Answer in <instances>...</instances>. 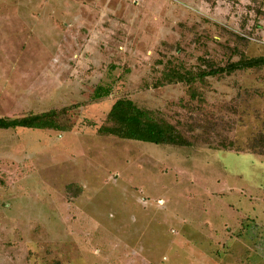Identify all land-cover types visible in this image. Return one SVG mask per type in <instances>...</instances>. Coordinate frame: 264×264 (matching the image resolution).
<instances>
[{
    "label": "rangeland",
    "instance_id": "1",
    "mask_svg": "<svg viewBox=\"0 0 264 264\" xmlns=\"http://www.w3.org/2000/svg\"><path fill=\"white\" fill-rule=\"evenodd\" d=\"M241 55H264V0H0V116L66 108L67 128L0 129V264H264V68L204 103L154 85ZM119 98L198 140L100 134Z\"/></svg>",
    "mask_w": 264,
    "mask_h": 264
},
{
    "label": "trees",
    "instance_id": "2",
    "mask_svg": "<svg viewBox=\"0 0 264 264\" xmlns=\"http://www.w3.org/2000/svg\"><path fill=\"white\" fill-rule=\"evenodd\" d=\"M238 37L239 39H243V37ZM237 52L236 47L231 48L230 57ZM200 60L201 64L196 69H186L182 64H174L169 61V64L166 65L161 75L156 78L154 85L156 87H162L174 83L184 84L191 100L204 103L205 90L211 86L209 82L210 77H221L223 75H230L236 71L264 68V55H241L239 59L235 61L229 60L224 65L217 64L212 58L202 57ZM110 93V87L98 86L94 90L93 97L100 99L110 95ZM65 111L66 108L60 110L51 109L46 112L32 113L16 118L0 116V129L22 127L28 129L65 131L67 129L66 125H63L59 120L61 113L64 114ZM208 126L209 124L205 121L204 124L199 125V128L206 131ZM98 132L120 139L173 146L193 147L198 140L196 137L186 135L184 130L160 116L156 111L140 107L128 98H119L113 103L107 113L105 121L99 126ZM204 140L206 139L204 138ZM227 145L226 143H222V146L225 148H228ZM229 145V149L234 147L231 141ZM249 148L251 150L250 153L263 154L264 135L249 144ZM67 188L74 195L79 194L81 191V187L74 183L69 184Z\"/></svg>",
    "mask_w": 264,
    "mask_h": 264
}]
</instances>
